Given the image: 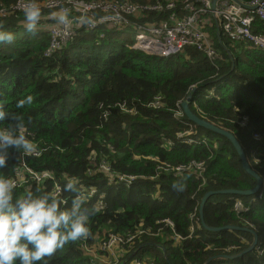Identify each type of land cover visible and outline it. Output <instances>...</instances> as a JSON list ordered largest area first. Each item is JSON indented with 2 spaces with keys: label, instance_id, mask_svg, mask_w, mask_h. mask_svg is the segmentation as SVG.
Here are the masks:
<instances>
[{
  "label": "trees",
  "instance_id": "16d2710c",
  "mask_svg": "<svg viewBox=\"0 0 264 264\" xmlns=\"http://www.w3.org/2000/svg\"><path fill=\"white\" fill-rule=\"evenodd\" d=\"M17 1L0 0V10L9 12ZM169 1L175 2L179 18L187 14L185 0H131L139 7ZM170 13L142 10L130 19L134 25L156 26L169 20ZM24 23L23 13L0 15V31L14 34L11 43L0 42V105L15 111L18 99L33 96L22 111L37 151L23 155L9 149L0 174L14 179L18 192L61 186V195L70 197L63 192L67 176L77 177L87 192L98 191L90 204L105 197L104 207L89 221V235L69 242L43 264H105L109 254L101 248L103 242L139 232L144 233L133 246L125 245L121 264H130L143 246L150 254L144 259L155 264H204L217 256L210 264H264V184L256 195H213L205 206L209 226L242 230H205L199 209L207 192L247 191L256 182L227 139L190 123L181 108L196 87L193 113L233 133L264 180V51L231 40L221 30L219 37L212 21L204 31L222 52L215 61L193 47L169 59L134 52L122 31L108 25L80 28L73 42L45 58L49 32L30 33ZM252 31L264 36V21L256 19ZM102 166L110 171L103 172ZM117 176H133L136 182L127 187L112 181ZM237 202L248 210L237 213ZM254 234L255 250L236 259L221 257L248 249ZM97 240L101 244L96 249Z\"/></svg>",
  "mask_w": 264,
  "mask_h": 264
},
{
  "label": "built area",
  "instance_id": "2783aa9c",
  "mask_svg": "<svg viewBox=\"0 0 264 264\" xmlns=\"http://www.w3.org/2000/svg\"><path fill=\"white\" fill-rule=\"evenodd\" d=\"M23 2L24 0H18L8 9L9 12L0 10V15L4 18L11 12L22 13L19 5ZM211 2L212 0H185L183 9L187 14L179 18L175 13L176 4L174 1H169L165 5L156 4L151 7H139L133 5L131 0H108L99 3L87 2L86 0H44L39 3L41 12H54L59 8H65L71 18L70 25L64 28L57 25L51 14L41 16L38 25H42L44 28L41 29L48 31L50 36L49 46L44 52V57H53L68 43L73 42L80 28L84 27L86 31H93L100 26L108 25L113 29L126 32L129 38L127 47L134 52H143L158 58L169 59L183 52L185 48L193 47L204 52L210 61H215L222 58V52L214 48L209 34L204 31V26L206 24L212 25V21L218 24L222 34L229 39L247 41L255 49L264 51V36L255 35L252 31L256 19L264 21V0H253L245 4L230 0H219L215 12L212 11ZM142 10L169 11L171 13L169 20L156 26L134 25L130 17ZM82 19H88L91 23L83 24L81 23ZM155 105L157 108L160 107L157 104ZM256 139L258 140L259 136H256ZM188 142L194 143L195 141L188 140ZM195 165L197 169H201V164ZM177 169L182 171L183 168ZM101 170L107 173L110 168L102 166ZM47 176L45 174L39 176L38 180ZM135 179L133 176H117L112 181L131 186L134 184ZM56 189L62 192L61 187L57 186ZM96 193L97 191L93 190L90 199ZM98 203L101 208L104 207L102 200H99ZM237 203L236 210L239 214L248 210L244 208L241 202H239L240 205H237ZM163 223L173 226L169 220ZM191 231L194 232L193 227ZM143 233L139 232L137 235L128 236L126 239L120 236H112L108 241L103 242L101 248L109 254L104 263L121 264L122 251L126 246H133L136 238ZM227 251H230V249ZM130 264H155V262L136 256L130 260Z\"/></svg>",
  "mask_w": 264,
  "mask_h": 264
},
{
  "label": "clouds",
  "instance_id": "9594fccd",
  "mask_svg": "<svg viewBox=\"0 0 264 264\" xmlns=\"http://www.w3.org/2000/svg\"><path fill=\"white\" fill-rule=\"evenodd\" d=\"M19 8L23 13L25 29L34 32L41 18L38 0H24ZM51 16L57 25L64 28L71 23L70 14L65 8H59ZM81 23L90 24L91 21L82 19ZM13 40V33L0 31V42L11 43ZM33 99L32 95L18 99L15 111L0 105V168L7 165L9 149L23 155L37 151L27 130L30 121L26 120L22 111L33 103ZM173 187L182 190L183 186L173 184ZM93 190L96 189L87 192L77 177L66 176L63 192L70 193V197L61 195L59 189L36 188L18 192L16 181L0 174V264H43L46 257L69 242L87 237L91 217L101 211L98 202L89 203ZM138 256L142 258V255ZM133 257H136L135 253L129 261Z\"/></svg>",
  "mask_w": 264,
  "mask_h": 264
},
{
  "label": "water",
  "instance_id": "95a60500",
  "mask_svg": "<svg viewBox=\"0 0 264 264\" xmlns=\"http://www.w3.org/2000/svg\"><path fill=\"white\" fill-rule=\"evenodd\" d=\"M219 0H212L211 4H212V11L215 12L217 9V3ZM237 3L241 2L239 0H234ZM220 28L218 27V36L220 37ZM222 44V43H221ZM224 49L225 46H223ZM226 51L228 52V49H226ZM230 57L232 58V55L229 54ZM233 68H234V61H233ZM197 88H193L192 92L189 94V96L187 97V99L185 101H183L181 103V107L182 110L184 112V115L187 117L188 121L190 123H194L196 124L198 127L204 128L205 130L218 134L222 137H224L225 139H227L235 148L236 152L238 153L240 160L242 162V167L244 172L251 178H253L256 182V185L254 188L247 190V191H239V190H222V191H210L207 192L204 197L201 200V204H200V209H199V215H200V222L202 223V226L204 227L205 230L209 231V232H213V233H218V232H222L225 230H242L239 227H234V226H226V227H212L209 226L206 221H205V206L208 202V200L213 196V195H218V194H222V195H234V196H242V197H249V196H253L256 195L258 192H260L263 184H264V180L263 178L251 167V165L249 164L247 155L245 153L244 148L242 147L241 143L239 142V140L235 137V135L227 130L221 129L218 126L200 118L199 116H197L195 113H193V111L190 108V104L192 102L193 99V94L196 92ZM245 231H247L246 229H244ZM258 244V237L256 234H254V241L251 244V246L244 250L243 252H240L238 254L235 255H231V256H221L223 258H227V259H236L239 258L241 256H244L250 252H252L253 250H255L256 246ZM220 256L217 257H211L209 258L204 264H210L211 262H213L215 259H218Z\"/></svg>",
  "mask_w": 264,
  "mask_h": 264
},
{
  "label": "rangeland",
  "instance_id": "374dc122",
  "mask_svg": "<svg viewBox=\"0 0 264 264\" xmlns=\"http://www.w3.org/2000/svg\"><path fill=\"white\" fill-rule=\"evenodd\" d=\"M41 28H44L42 25H37V29H41ZM122 38H123V41L125 42V43H127L128 41H129V38H128V35L126 34V33H124L123 32V35H122ZM237 205H240L239 204V202L237 203ZM235 211L238 213V211L236 210V204H235ZM97 243L95 244V246H96V249L98 248V246L101 244V241H96ZM141 254V253H140ZM142 254H148L147 252H142ZM154 255H155V253H154ZM100 257L102 256V255H99ZM149 255H145V256H142L143 258H147Z\"/></svg>",
  "mask_w": 264,
  "mask_h": 264
},
{
  "label": "crops",
  "instance_id": "0c3cea01",
  "mask_svg": "<svg viewBox=\"0 0 264 264\" xmlns=\"http://www.w3.org/2000/svg\"><path fill=\"white\" fill-rule=\"evenodd\" d=\"M211 23V22H210ZM212 24V23H211ZM143 247H140L136 252H135V255L138 256L137 254L139 253V255L141 256L142 255V252H144L145 250L143 249ZM141 250V251H140ZM141 253V254H140ZM147 255H150V254H147ZM144 256V255H143Z\"/></svg>",
  "mask_w": 264,
  "mask_h": 264
}]
</instances>
